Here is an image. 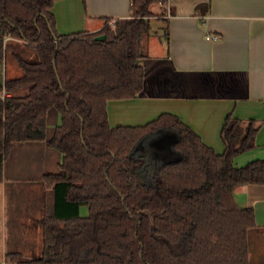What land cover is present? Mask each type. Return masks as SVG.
<instances>
[{
	"label": "trees",
	"instance_id": "16d2710c",
	"mask_svg": "<svg viewBox=\"0 0 264 264\" xmlns=\"http://www.w3.org/2000/svg\"><path fill=\"white\" fill-rule=\"evenodd\" d=\"M55 1L0 0V62L10 55L20 69L0 82L10 94L0 98V181L16 142L46 141L64 155L45 175L42 255L13 253L17 264H252L250 233L259 227L234 190L264 185V159L235 164L256 146L254 119L227 116L222 153L172 113L110 124L108 103L143 88L151 6L168 0H131L129 17L70 34L57 31ZM52 111L61 124L48 136ZM167 133L177 135L172 153L155 154L151 144Z\"/></svg>",
	"mask_w": 264,
	"mask_h": 264
},
{
	"label": "crops",
	"instance_id": "0c3cea01",
	"mask_svg": "<svg viewBox=\"0 0 264 264\" xmlns=\"http://www.w3.org/2000/svg\"><path fill=\"white\" fill-rule=\"evenodd\" d=\"M156 4L159 11L151 9L152 27L142 40L145 56L139 59L143 88L135 98L108 103L111 126L144 125L162 113H172L222 153L221 131L231 114L242 121L254 119L261 126L256 146L236 157V166L264 159V0ZM52 11L60 34L98 32L107 18L112 23L129 17L131 0H56ZM207 34L219 39L208 40ZM0 64V82L18 74L8 57ZM60 124L61 115H52L48 136ZM63 156L46 141L14 143L0 181V264H17L13 253L20 260L42 255L40 221L50 205L51 190L45 175L58 171ZM234 199L239 207L254 208L256 232L263 230L264 185H240ZM80 213L88 216V206H82ZM254 238L250 257L255 256V246L256 256H262L264 247L258 245L264 244V238Z\"/></svg>",
	"mask_w": 264,
	"mask_h": 264
},
{
	"label": "rangeland",
	"instance_id": "374dc122",
	"mask_svg": "<svg viewBox=\"0 0 264 264\" xmlns=\"http://www.w3.org/2000/svg\"><path fill=\"white\" fill-rule=\"evenodd\" d=\"M154 12H157V11H159V7H158V5L157 4H154L153 6H152V8H151ZM113 23V22H112ZM8 59H9V62L11 63V65L13 66V69L14 70H17L18 71V74H13V77H16V76H18L19 75V73H20V69H19V67H18V65L16 64V62L14 61V59L10 56V55H8ZM3 74H4V71H3ZM58 113H56V112H54V111H52V112H50V114H49V117H48V121H49V123H50V121H51V117H52V115H57ZM53 131H54V129H52L51 128V130H50V133L52 134L53 133ZM152 150V149H151ZM153 151V150H152ZM169 154V153H168ZM168 154H157V155H161V156H166V155H168ZM36 192H37V190H35ZM39 191V190H38ZM12 226V225H11ZM11 228V227H10ZM257 230H254V231H252L251 233H250V241H251V243L252 242H254V237H256V238H258V237H263L264 238V229L263 230H259L258 232H256ZM258 246H260V248H263L264 247V244H262V243H260ZM254 248H256V246L254 247ZM254 248L252 249V255H255L256 256V252H257V249H255L254 250ZM251 256V259H252V264H264V254H262V256Z\"/></svg>",
	"mask_w": 264,
	"mask_h": 264
},
{
	"label": "water",
	"instance_id": "95a60500",
	"mask_svg": "<svg viewBox=\"0 0 264 264\" xmlns=\"http://www.w3.org/2000/svg\"><path fill=\"white\" fill-rule=\"evenodd\" d=\"M105 35L96 36V40H105ZM2 68V64H0V69ZM2 80V76H0V81ZM177 140V135L174 133H167L156 139L151 144V149L155 154H168L172 153L173 144Z\"/></svg>",
	"mask_w": 264,
	"mask_h": 264
},
{
	"label": "built area",
	"instance_id": "2783aa9c",
	"mask_svg": "<svg viewBox=\"0 0 264 264\" xmlns=\"http://www.w3.org/2000/svg\"><path fill=\"white\" fill-rule=\"evenodd\" d=\"M206 38L208 40H218L219 39V36L216 35V34H207L206 35ZM10 96V94L6 91V89H2L0 91V98L1 99H5L6 97Z\"/></svg>",
	"mask_w": 264,
	"mask_h": 264
}]
</instances>
